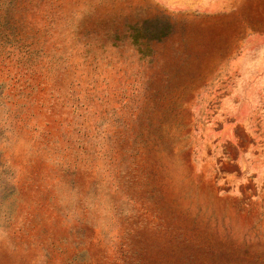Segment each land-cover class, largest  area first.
Segmentation results:
<instances>
[{"label":"rangeland","instance_id":"obj_1","mask_svg":"<svg viewBox=\"0 0 264 264\" xmlns=\"http://www.w3.org/2000/svg\"><path fill=\"white\" fill-rule=\"evenodd\" d=\"M161 1L0 0V264H264V99L155 85Z\"/></svg>","mask_w":264,"mask_h":264},{"label":"crops","instance_id":"obj_2","mask_svg":"<svg viewBox=\"0 0 264 264\" xmlns=\"http://www.w3.org/2000/svg\"><path fill=\"white\" fill-rule=\"evenodd\" d=\"M175 6L173 30L158 43L153 83L163 85L166 56L175 85L190 86L194 100L209 87L216 95L228 87L223 101L263 100L264 0H175Z\"/></svg>","mask_w":264,"mask_h":264}]
</instances>
